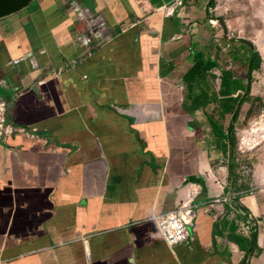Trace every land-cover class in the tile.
Listing matches in <instances>:
<instances>
[{
	"label": "crops",
	"instance_id": "obj_1",
	"mask_svg": "<svg viewBox=\"0 0 264 264\" xmlns=\"http://www.w3.org/2000/svg\"><path fill=\"white\" fill-rule=\"evenodd\" d=\"M34 1L0 19V264H264V193L235 192L210 122L230 69L205 7Z\"/></svg>",
	"mask_w": 264,
	"mask_h": 264
},
{
	"label": "rangeland",
	"instance_id": "obj_2",
	"mask_svg": "<svg viewBox=\"0 0 264 264\" xmlns=\"http://www.w3.org/2000/svg\"><path fill=\"white\" fill-rule=\"evenodd\" d=\"M188 1H192L197 6L205 7L207 23L209 27L213 28L210 31L214 35V37L209 36L211 39L209 38L207 43L213 45L216 42L215 39H218V59L221 60L223 67L232 70L234 75L243 83L247 84L249 81L246 74L248 60L252 55L249 44L243 42L250 41L261 55L260 69L252 74L249 100L241 106L239 119L235 125L236 147L232 153V158L234 175L240 179L238 185L248 186V190L245 192L247 194L250 192L256 195L263 194L264 0H183L182 5H189L190 2L188 3ZM207 31L210 32L208 29ZM253 46L251 45V48ZM210 50H213L215 55V49L210 48ZM220 50H223V54L220 53ZM220 55L223 56L220 57ZM217 74H220V71ZM210 79L209 83L214 85V89L215 87L217 89L218 82L215 79L214 81ZM243 93L241 92V95ZM221 107V104L217 107L212 104L209 106V110L212 116L217 115L215 119L220 124L228 127L231 116L228 115L224 118L220 116L221 111L219 113L216 111L217 109L220 110Z\"/></svg>",
	"mask_w": 264,
	"mask_h": 264
},
{
	"label": "trees",
	"instance_id": "obj_3",
	"mask_svg": "<svg viewBox=\"0 0 264 264\" xmlns=\"http://www.w3.org/2000/svg\"><path fill=\"white\" fill-rule=\"evenodd\" d=\"M247 42L250 46V50L252 51V55L250 59L248 60V71L246 74L247 84L242 83L241 80L233 79V72L231 70L222 69V75H221V87L219 90V94L221 95L219 100L221 105L223 106V111L225 113H231V121L227 128V131H224L223 125L220 124L217 120H215L213 117H210V122L213 127V130L217 136H221L228 140V142L231 144L232 150L234 151L236 147V136H235V125L239 119V114L241 110V106L249 100L250 97V89H251V82H252V74L254 71L260 69L262 58L260 53L255 49L253 44L250 41H244L243 43ZM251 45L253 46L251 48ZM249 50V51H250ZM197 71L193 70L189 72V77L195 76ZM214 78H216L215 74H212ZM241 92H244L243 95H241ZM225 151L227 148V143L224 144ZM238 176L236 177L234 181V187L237 193L240 192H246L248 190V186L244 184L238 185ZM239 199V197H237ZM232 242L237 243L240 248L244 251H247V254L250 255V250H248L247 246L248 244L256 245L257 243V235H253L251 241H248L247 239L243 237H235L233 236ZM242 264H247L246 261H244Z\"/></svg>",
	"mask_w": 264,
	"mask_h": 264
},
{
	"label": "built area",
	"instance_id": "obj_4",
	"mask_svg": "<svg viewBox=\"0 0 264 264\" xmlns=\"http://www.w3.org/2000/svg\"><path fill=\"white\" fill-rule=\"evenodd\" d=\"M25 133L24 130H20ZM14 133L5 125V120L0 118V141H6V138ZM28 134V133H25ZM33 136V135H32ZM157 224L164 241L169 246L187 243L190 235L188 232V223L181 212L168 214L157 219Z\"/></svg>",
	"mask_w": 264,
	"mask_h": 264
},
{
	"label": "water",
	"instance_id": "obj_5",
	"mask_svg": "<svg viewBox=\"0 0 264 264\" xmlns=\"http://www.w3.org/2000/svg\"><path fill=\"white\" fill-rule=\"evenodd\" d=\"M34 0H0V19L28 7Z\"/></svg>",
	"mask_w": 264,
	"mask_h": 264
}]
</instances>
